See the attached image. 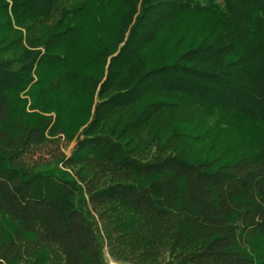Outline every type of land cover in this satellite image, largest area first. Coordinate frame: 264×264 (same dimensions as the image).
Listing matches in <instances>:
<instances>
[{
    "label": "trees",
    "instance_id": "trees-1",
    "mask_svg": "<svg viewBox=\"0 0 264 264\" xmlns=\"http://www.w3.org/2000/svg\"><path fill=\"white\" fill-rule=\"evenodd\" d=\"M109 260L264 264V0H0V264Z\"/></svg>",
    "mask_w": 264,
    "mask_h": 264
},
{
    "label": "rangeland",
    "instance_id": "rangeland-1",
    "mask_svg": "<svg viewBox=\"0 0 264 264\" xmlns=\"http://www.w3.org/2000/svg\"><path fill=\"white\" fill-rule=\"evenodd\" d=\"M74 144H75V140H73V141L70 142L68 148H67L66 151H65L67 155L70 154V150H71V148L74 146ZM109 264H119V263H114V262H111V261L109 260Z\"/></svg>",
    "mask_w": 264,
    "mask_h": 264
}]
</instances>
